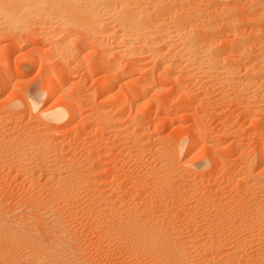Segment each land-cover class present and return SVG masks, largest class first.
<instances>
[{
    "label": "bare ground",
    "instance_id": "6f19581e",
    "mask_svg": "<svg viewBox=\"0 0 264 264\" xmlns=\"http://www.w3.org/2000/svg\"><path fill=\"white\" fill-rule=\"evenodd\" d=\"M192 1H193V5H192L191 0H0V35L7 33L6 35L7 37H9L11 41L10 43L11 46L9 47H11L12 50L18 49L20 45L25 46V44L32 43L33 46H32L31 51H29L28 53L27 52L21 53L20 54L21 57L17 56V60L18 58L22 59L25 57V59L28 58V60L34 64L35 62H38L41 68V72H42V83H41L42 85L41 86H37L41 82L38 80L36 87L31 86L28 90H26V93L23 94L24 96L23 95L16 96V98H14L13 100L11 99L10 102L8 101L9 103L5 105L3 108L1 107L2 109H0V165L1 167L6 168V170L8 168V171L15 170V172H17L18 175H22V179H23V174L24 176H26V178L27 177L30 178L36 172L39 173V175L41 174L40 175L41 177L44 172L49 173L48 175L50 174L51 175L49 177L47 175L48 179L47 178L46 179L52 182L50 184V187L51 188L53 187L52 190L56 191V193H54L53 191H52L53 193L49 191L50 195L48 194L47 197H44V198H48L47 200L41 196L39 197V195L38 197L37 195L36 197L32 196V198L34 197L35 198L34 199L30 198V201H33L32 203H30L31 205L27 206L26 207L27 209L25 208L26 209L25 211H23L24 209L21 210V212L19 209L20 205L18 206L19 204L18 202H17L18 204H15L12 207L13 203L15 202L14 200H13L12 205H10L11 207L10 206L6 207L7 203L5 204L3 203L6 200L3 202L2 201L0 202V244L8 243V246H11L10 248H6V246L4 248V246L2 247L1 245L0 264H92L93 263V262L91 263L90 257H88L89 255L86 256L84 253L85 244L83 245V242L81 243L79 240H76L77 238L74 235L75 231L72 232L73 229L71 230L70 227H67L63 224L61 217H60L61 214L58 208L60 207L59 203L67 204L68 201H70L71 199L70 197L74 198V201H77L79 197L81 196V192L84 190V188H86L85 187L86 184H92V186L95 185L96 187L95 186L94 187L98 190L97 193L102 190H99L101 187L98 185L100 184L97 183V180L92 179L93 175L89 173V171L92 169V168L90 169L89 167L91 166L90 164H92L91 163L92 160L90 158L92 155L89 153L91 155L88 158L91 160V161L89 160L90 164L84 163L85 162L84 161L83 162L84 164L82 163V165L80 166L81 163L80 162H79L80 164L77 163V165L81 167L80 168L79 166H77L80 168L78 172L79 168L77 169V171L75 170L77 167L73 166L75 169L71 168L72 166V165L70 166L71 162L66 157L68 153H70L67 151L69 147L67 149V147L65 146H67L66 145L67 143L69 145V142L71 144L70 137L72 136V132L74 130L76 132H75V136L74 135L72 136V140L74 139V141H78L80 138L79 136L83 133V131L86 128H89V127H90L89 129L94 128L95 131L93 132L98 133L97 135L99 136L103 135L104 137H106V135H108L107 133L111 134L112 136L116 137V139L112 137L114 140H117L118 138L120 139L121 136H122L121 137L122 139L124 135L127 137L129 133L127 134V132H125L124 130L125 125L122 126L124 121L126 122V119L124 117H126L127 115L124 117H121L120 114L126 113V112H123V108L125 107L127 101L129 102L133 101L132 102L133 107L134 105L137 108L141 107L143 110H140V109L136 110L137 108L135 110L137 112L140 110L142 111V113L144 110H146V108L148 109L147 106L149 104L151 103L154 104L155 102H152L150 100L148 103L144 101L143 103L141 101L142 99L145 100V98L149 96L148 94L151 93L153 89L159 86L156 84L157 87H155L156 86L155 83H157L156 78H158L157 80L161 84H165L170 81L172 83L170 87L172 88L173 86L172 90H174L173 94L177 96H178L177 93L185 87V84H187L188 87H189L188 84H191V86L195 85L194 88L191 89L193 90L196 88V85H199V83L200 84L202 83V85H200L202 86L201 88H203L202 91H205L203 93L206 94L205 95L206 99L208 96L207 100L213 101L211 102V104H215L214 101L219 102L217 100H219L222 97V95L224 94L225 96L229 95L228 96L229 100L233 98L235 99V101L233 100V102H236V99H240V100L245 101L246 104L248 103L247 105L244 103L245 106H247L248 108L242 105L243 103L241 105L244 106V108H246L247 110H255V112L259 115L258 118L260 117L261 119L264 120V40L260 39L262 41H260V44H258V47H256L257 45L255 44L257 42L256 40V42H253L255 45L253 47L252 46L253 44L251 45V43L255 39V37L258 35L262 37L260 33L259 34L256 33L257 31L255 30L257 29L255 30L251 29V32L249 31L247 32L248 34H245V31H246L245 29L244 31L243 29H241L242 32L244 33L240 32L241 30H239L240 26H242L243 22L245 21L247 22L251 21V23L258 22L259 25L261 24L264 25V0H206L205 2H201V0L200 1L197 0L201 3L198 2L199 4L197 3L196 5H195L196 2L194 3V0ZM251 26L254 27L256 26V24L254 25L251 24ZM262 38H264V36ZM253 48H258V50L253 52V50H255ZM12 50H10V54ZM13 52L15 51L13 50L12 53ZM40 53H42L43 55ZM0 57L2 58V59L0 58L2 63L3 64L5 63V66L6 64L7 65L11 64L8 56L6 57L3 55V57L2 56ZM17 60L15 61L16 64L14 63L15 65H12L14 66V70L10 69L9 71L11 72L13 70L12 71L13 72L12 75L14 76L13 78H15L16 76L22 77L26 73V71L22 69L20 65H17L18 64ZM125 61H129V62H125ZM125 66H129L130 70L129 69L126 70L127 67L125 68ZM153 66L154 67L156 66V68L153 70L150 69L152 72L151 71L148 72L149 68H152ZM10 67L11 65H9V68ZM9 68L7 70H9ZM243 69L245 70V72L246 71L248 72L247 75L243 76V74L245 73ZM81 70L83 73L80 72L79 77L77 79L74 78L78 76V73ZM133 71H136V73L137 72L139 73L142 71L141 73L147 72L148 74L147 78L139 86L137 85L138 84L137 81L135 82L134 78L129 79L130 76L128 78L125 77L127 75L132 74ZM99 74L100 76L95 78V76ZM5 75L6 74H4L3 76H0L1 77L0 78V88L3 85H5V87L4 86L3 87L6 88L5 83H7L8 76L6 77ZM124 77L127 78V80L125 83L122 82V85L120 84V86H125V89L122 87V89H124L122 91V89L116 83H120V80H122ZM17 79L20 81L21 78H17ZM78 79L79 80L81 79L84 82L92 79L93 82H95V85L101 82L100 84L103 85V87L104 86L107 87V89H108V85L110 84H113L114 87H115V84L118 85V88H120L122 93H124L125 95L121 94L120 92L119 95H121L120 96L121 98L123 96L122 99L117 97L119 96L118 94L117 95L115 94L116 97H114L115 95L114 96L112 95L114 98L119 99V100L115 99V101H113V103L114 102L116 103L114 104V107H113L115 109L114 111L116 112H113V110L111 111V109L108 108V105L107 107L106 106L104 107L98 103L95 104L96 102H94L95 105L93 104V107L91 106L88 107V105L86 107V103L83 101L85 99H88L89 97H92L93 95L94 97L98 96L96 95V93L98 94V92L82 90V87H81L82 84H80V82L82 81L80 80L79 82ZM199 80L201 81L199 82ZM9 83L10 82L7 83V87H9L8 85ZM15 85H16V82L14 86ZM86 86H90V84ZM162 86L163 85H160V87ZM103 87L102 89L104 90L105 88ZM109 87L111 88V86ZM166 87L163 86V88L171 91L169 89L170 87L169 88L168 87L166 88ZM110 88H109V91L112 89ZM163 88L160 89L162 90V92L165 90ZM12 89L14 90V88ZM83 89H84V86H83ZM197 89L199 90L200 88L197 87ZM103 90L102 92H104ZM184 90H187V88ZM198 90H196V92ZM102 92L99 94L102 95ZM186 92L188 91L181 92L182 93L180 94L181 98L184 96L183 94H186ZM157 93H161V92H157ZM157 93L156 95H159ZM173 94H171V96ZM154 95H155V92H154ZM19 96H21V98ZM44 96L45 97L47 96V98H55L54 99L55 102L54 103L52 102L51 105L47 107H43V106L41 107V103L43 102ZM177 96L173 97V101L178 99ZM189 96L188 95L187 97L184 96V98L188 100ZM111 97L110 99H113V97L112 98ZM150 99L154 100L152 99V97ZM181 100L182 99H180V101ZM191 100L192 98H190V100H188L187 102L190 103L192 102ZM240 100H237L238 103H240L239 102ZM165 101L163 99L164 103ZM193 101H196V100H193ZM130 103H128V105ZM161 104L162 103H160V106H162ZM222 104H225V103H222ZM144 105L146 108H143ZM164 105L162 108H164ZM175 105L177 107L178 104H175ZM208 106L209 105H207V107ZM127 108L128 106L126 107V110ZM175 108H173L174 113L177 112V110L175 112ZM216 108L217 107H215V109ZM151 109L147 111H151ZM166 109L167 108L165 107L163 110L166 111L165 114L166 116H168L169 114L167 115V113L169 112L171 108L170 109L168 108L169 110L168 109L166 110ZM207 110L208 109H206V111ZM209 110H211L212 112L211 108ZM34 111L38 112V118H39V120L37 121L39 123V126L37 125L38 128L32 129V131L31 129H28L29 131L27 129L26 130L20 129L21 130L20 131V130H15L17 126L15 129L13 128L14 125L12 127L11 124L14 122V119L17 118L18 120V117L19 118L20 116L23 117L24 115L28 113H29V119H30L31 117L30 114L34 115ZM93 111H94V114H95V111H96V114H98L97 116L95 114L94 115L95 117L99 116L100 118H102V121H100L101 122L100 124L96 123L98 119L96 118H95L96 120L94 119L92 115ZM147 111H144L143 114L145 115V112ZM217 111L218 110L216 109L215 113H217ZM81 112L86 113L85 115L82 114V116L84 117L80 116ZM172 112L173 110L169 113L174 114ZM187 112L188 111H186L185 115L183 114V116H186L188 118L191 116V112L190 111H189L190 113L189 112L187 113ZM148 113H146L147 115L146 117L149 118L152 114H150L151 112H148ZM144 115H143L142 120L144 119ZM211 115L210 116L208 115V116L211 117ZM78 116L80 117V122H79L80 126H77L79 129L77 127L75 129L73 127L74 130H72L71 128L64 129L69 123L72 124ZM154 116L152 118H154ZM137 117H134V116L132 118L129 117L128 124L130 123L139 124L137 122H139L140 119ZM167 118L169 121V116ZM171 120L173 121V118H171ZM171 120L170 122H172ZM156 122H160V121H156ZM160 123H162V121ZM132 124L130 125L132 126ZM203 124L202 123L200 125L195 124L196 126L192 124L189 129H191L193 132L194 130L196 131L200 127L201 129H203L204 128ZM255 124H258V123L256 122ZM17 125H19V123ZM136 127L138 128L137 125ZM30 128H32V126ZM89 129H86L85 131ZM209 129L207 128L208 131ZM132 130L133 131H130V132L131 133L133 132L134 134L136 133L135 136H137L138 135L137 131L139 129L136 130L135 128ZM205 130L206 129H204V132L206 133L207 130L206 131ZM141 131L143 132L139 133V137L137 136L138 137L137 141L131 142L129 139L127 140L125 136L124 137L126 139H123V142L122 140H118L119 142L121 141L123 143L122 146H126V148H128V152L126 153L129 156L127 155L128 156L126 157L127 159H129L130 157L132 158L133 156L139 157V154L143 153L142 151H144V148L145 147L147 148L149 146L150 141L152 142L159 141L162 138V137L154 138V136L152 135L153 133L151 134V131L150 133L144 130H141ZM208 131H207V134H208ZM213 131L212 132L210 131V132L213 133ZM62 132L65 135V136L63 135L64 137L70 138V141L68 140L69 138H67L69 142L68 141L66 142L64 137L62 139H60L61 137H59L58 138L59 140L57 139L56 135L59 133L61 134ZM193 132H192L193 136H191L192 134H190L191 137L187 135V137L185 136L183 139L180 138L181 140L178 141V144H176V146L174 145L175 146L174 151L176 154L182 155L184 153V150H185L186 155L191 154L187 158L185 157L186 159L183 160L184 162L182 161L183 164L179 163V165H177L178 163L176 161L172 159L177 164H175L173 161L168 159L169 156L167 155L169 154H171L170 157L173 158L174 156V154H172L173 150L169 154H166L167 149H168L167 147L169 146L165 145L163 141L162 142L160 141L161 145L157 147L152 146V148L155 149V153H156L154 157L155 159L152 158V160L153 159L155 160L154 163L151 162L154 165H151V164L150 165L144 164V165L148 166V167L146 166L147 168L146 176L148 179L152 181L151 184L153 185V188L156 191L154 192V194L159 192L160 183H163L167 187V189H170L169 190L170 192L172 190L171 184H173V188L175 187V185L177 184L179 185V183L177 182L179 181V179H181L182 182L184 181L186 186L183 183V185L185 186V189H182L183 186L182 188H180L181 185L180 187L177 186V188L179 192H180V189H182L183 191L187 192V194L189 193L190 195L186 197L188 199H191L194 194L201 196L203 191L205 190L207 191V188L205 189V187H207L205 185L207 184H203L204 183L203 181L205 180L204 175L210 173L211 171H215L217 169L218 164H219L218 163L219 155L217 154L218 152L213 150V148L217 149L220 146L219 144H218V147L216 146L217 142L219 141L221 142L222 140L221 138H224L225 135H223V137L221 134L220 135L212 134L213 136L209 135L210 138L211 136L215 137L214 140L217 141V142L215 141L214 143L212 142L213 140L210 139L211 141L210 143V141L209 142L206 141L207 137L209 140V136H207V134H203V136L201 135V137H199V136H196V133H193ZM184 133H187V132H184ZM103 136L100 138H103ZM183 136L184 135H182V137ZM179 137H180V134H179ZM98 139L99 138H97L96 140ZM194 139L197 142L195 143L202 145L200 147L203 149H204L205 143L208 142L209 147H210L208 151H200L201 149L200 148L198 152L194 151L193 153L192 148H194L193 146L196 145L193 143L195 141ZM102 141H104V139L103 140L101 139L100 142ZM96 144H99V143H96ZM152 144H154V142ZM118 145H116V147H118ZM96 147L95 148H92V147L90 148V146L89 148L87 147L88 148L87 153L92 152V151L94 152L95 150L97 151L102 148V147L99 148L98 146ZM64 148H66V151L68 152L67 155L64 154V150H65ZM149 148L151 149V147H148V150ZM205 148H208V147H205ZM70 149H71V146H70ZM121 149L123 150V147ZM124 150H125V147H124ZM263 152H264V145L261 148L260 154L261 153L263 154ZM260 154L256 158L257 161L251 160L248 166L245 165L244 167H242L243 169L242 173H240L238 176L236 173L237 183L246 184V186L244 187H247L248 190L253 191L254 192L253 194H255L259 200L253 201V203H251L250 206H248L249 209H246L248 210L246 212L248 214L244 215L243 214L244 212L242 213L244 215V216L241 215L243 216L242 218L244 217L245 218H244L243 223H240L239 226L234 223V220L237 218V217L234 218V216L239 213V212H235L237 209L235 210V208L232 207L235 211H232L230 213H228L227 211L224 216L225 223H226L225 220L228 221L229 225L232 223L230 226L228 227L226 226L230 232L234 231L232 229L233 227H238V229L235 228L237 232L242 231L243 237L241 238L240 242L236 240L233 244H229V242L227 243V238H228L226 236L227 234L225 235L224 233H220L219 231H216L214 240L212 242H207L206 241L207 238L205 240L203 237L205 230L202 233V235L196 234L194 236H191V234L193 233V230L196 227L193 230L190 227L192 232L189 235H186L188 232L184 234V231H183L182 233L185 236L182 238H179V236L177 235L173 236L174 233L168 234V231L165 232L164 228H161L162 225L157 227L158 226V223H157V226H156L155 224L156 220L158 222V219H160L161 216H163V212H162V215L156 217L157 219H154L152 217L154 214L151 216V213H150L151 210H150V212L147 211L150 213V215L147 213L149 216L146 215L147 216L146 217L144 215L145 218L144 217L142 218V216L139 215L141 216L142 219L141 218L139 219V216H138L137 218H134V217L133 219L130 218L131 220H127L125 222V219H123L124 221L121 220L123 217H125V215L124 216L121 215L122 213L120 214V216H122L121 219L115 216L117 213H119L118 211H116L119 208L115 209L117 213L113 215V217L119 218L118 219L119 223L117 224V226H116L115 221H112L114 222L115 227L113 225H108L109 223L111 224V221L108 222V224L105 223L108 225V227L106 225L107 228L106 229L104 228L105 230H103L105 231V234L107 235L106 237H108V235L109 237L114 235L121 239L124 238L127 241L126 244L123 242L124 246H128L129 245L128 241L130 242V240H133L130 242L131 244L129 248L127 247V249L126 248L125 249L127 251H130L132 254H137L139 250H142L141 255L143 254L144 255L143 257L148 259L146 260L148 263L146 262L145 264H163V262L164 263L169 262L172 264H264V248L262 247L264 246V173H262V171L256 172L254 168L252 167L253 165L255 166L254 161L257 163L258 166L262 163V161L260 162V158L261 159L263 158L262 156H260ZM241 155L242 154H240V158L243 157V155L242 157ZM74 156L72 157V159L71 158L69 159H71V161L76 159L77 157H74ZM174 157L175 159H177L176 156ZM179 158L180 157H178L177 160H180ZM92 159L96 161L95 159H99V158L97 156V158H92ZM124 160L126 159L124 158ZM78 161L79 159H77V162ZM94 161H93V164H94ZM74 162L76 161H73L72 164H74ZM97 162L99 161L97 160ZM96 164L98 165V163ZM103 164L105 163L103 162ZM100 168L98 167V169ZM108 168H110V166ZM98 169H97V172H98ZM8 171H6V174L8 173ZM39 171H42V172L44 171V172L40 173ZM218 171L220 172V170ZM100 172L101 171H99V173ZM104 172L106 173V171ZM137 173L138 175H140L139 172ZM108 174H110V172L107 173V175ZM138 175L136 174L135 176L136 180L134 178L136 183L143 182L144 180L146 181V179L144 178L145 174L143 176L140 175L144 180L139 178ZM198 175H200V178L196 177ZM214 176L219 177L220 175L214 174ZM115 178H117V176ZM210 178L212 177L210 176ZM215 178L217 179V177ZM47 180H46V183L48 184ZM206 180L209 181L208 179ZM173 181H175L174 183L177 182V184H174ZM31 183H29L30 186H31ZM46 183L45 185L48 186L49 188V185H47ZM133 184L135 185L134 181H133ZM92 186L90 187V190L94 189ZM97 186L99 188H97ZM141 186L142 185H140V187ZM142 188H146V187L143 186ZM220 188H219V191L217 188L218 192L221 191ZM139 190H136V191L140 192ZM154 190L153 189L152 191L150 190L151 194ZM174 191H176L175 188H174ZM206 191H205V195L207 193ZM191 194H192V197L189 198ZM216 194H219V193L216 192ZM253 194H252V198L254 196ZM208 195L210 196L209 192H208ZM73 196L78 197V199L75 200V197ZM98 196L100 199V195ZM173 196L174 194H172V197ZM218 196L220 197V195H217V197ZM205 197L208 198L207 196ZM152 198H154V196ZM169 198L167 199L171 200V202L174 199V198L171 199V194ZM157 199L158 197L155 198V200ZM167 199L165 200V202L167 201ZM102 200L104 202V198ZM102 200L101 202L99 201L101 204H103ZM215 201H217L216 196L214 199H211V201H209L207 204H204V208L205 207H209L211 209L215 208L216 207ZM198 202L196 201V203ZM201 202L203 203L202 200ZM201 202L198 203L200 205L199 206L200 208L203 207ZM235 202L238 203V200ZM108 203H109V207H111L110 202ZM169 203H167L168 205H171V207H168L169 209L170 208L175 209V207L177 206L176 205L175 207H173L172 204H169ZM230 203L232 202L230 201ZM160 204L159 206L161 205L163 206L164 203L161 205ZM105 205L102 207H105ZM197 205L193 204L191 208ZM107 206L108 204L106 205V208ZM109 207H108V210H109ZM118 207L121 208V204ZM165 207L164 209L167 210ZM149 208L150 207L148 205L147 210ZM154 208H152V211ZM156 209L157 207L155 208V210ZM158 209L157 211H159ZM66 210H68L67 212H69L70 210H72V207ZM66 210L64 211L66 212ZM124 210L122 207V211ZM127 210L129 212L131 211L128 208ZM188 210H185V212L191 211V210L189 211ZM193 210L195 211V209ZM140 211H136V212L138 213ZM106 212L108 213L109 211H105V214H107ZM200 212L202 213V211ZM123 213H125L126 216H128L126 213V210ZM158 214H160V212ZM191 214H194L193 211L192 213L189 214V217H191L190 216ZM197 214H200V213H197ZM164 215L168 216L167 214H164ZM100 216L101 215H99L98 217ZM103 216L101 217L104 218ZM132 216H134V214H132ZM199 216L200 215H197V217ZM109 217L111 218L112 216H109ZM173 217L175 216L173 215ZM95 219L97 218H94L93 220L95 221ZM113 219H109V220H113ZM196 220L195 222H198ZM201 220H204V218L203 219L201 218ZM167 221L169 220L167 219ZM204 221H202L203 223L200 222L198 224H201V223L206 224L207 222H204ZM96 222H98V225L99 223H103L99 219H97ZM164 223L165 221L163 222V224ZM175 224H173L172 227L176 228ZM177 225L179 226L180 224L177 223ZM200 226H203V225H200ZM254 226H258V228L256 227L255 230H253ZM96 227L97 226H95L94 229ZM204 227L205 225L203 226V229ZM221 227L223 226H222V221L220 220H217L214 223H210L209 225H206V228H213V230L215 229L218 230ZM199 228L200 227H198V229ZM99 229H102L101 226ZM198 229H195V230H198ZM195 230H194V234L195 232L198 233L200 231V229L198 230V232ZM170 234H172V236ZM183 234L181 235L183 236ZM205 235H206V232H205ZM114 236L112 237L114 238ZM226 244H228L227 247H226ZM85 249H86V246H85ZM196 256H200L201 258L200 259L198 258L199 259L198 260ZM136 264L138 263L136 262Z\"/></svg>",
    "mask_w": 264,
    "mask_h": 264
},
{
    "label": "rangeland",
    "instance_id": "374dc122",
    "mask_svg": "<svg viewBox=\"0 0 264 264\" xmlns=\"http://www.w3.org/2000/svg\"><path fill=\"white\" fill-rule=\"evenodd\" d=\"M200 1V0H199ZM199 1H197V0H194V3H195V5L199 2ZM206 0H201V2H205ZM191 2H192V5H193V1L191 0ZM201 2H199V3H201ZM198 3V4H199ZM245 23V24H244ZM251 24H256V26H251ZM242 25V24H241ZM245 25V26H244ZM248 25V26H247ZM250 27V28H249ZM252 27V28H251ZM248 28V29H247ZM241 29H243V31H244V29L246 30L245 31V34H248L247 32L249 31V32H251V29L252 30H255V29H257V30H255V31H257L256 33H260L261 34V36L263 37L264 36V25H259V23L257 22H253V23H251V21H249V22H247V21H245V22H243V25L242 26H240V29L239 30H241ZM240 32H242V30L240 31ZM231 33V32H230ZM242 33H244V32H242ZM7 33H5V34H2V35H0V56H2L3 57V55L4 56H8L9 57V59H10V62H11V64H9V65H11V67L9 68V65H7L6 64V66H5V63L3 64L2 63V61H1V59H0V63H1V65H0V71L2 72H0V76H3L4 74H6L5 76L7 77L8 76V79H7V83L8 82H10L8 85H9V87H7V83H5L6 84V88H4L5 87V85H3L1 88H0V109H2L5 105H7L10 101H11V99L13 100L14 98H16V96H18V95H23V94H25L26 93V90H28L31 86L33 87H36V85H37V81L39 80V81H41L40 82V84L39 85H37V86H41L42 84V72H41V68H40V65L38 64V62H35V64H37V65H35L34 63H32L31 61H29L28 60V58L27 59H25V57L24 58H18V60H17V56L18 57H21L20 56V54L21 53H28L29 51H31V49H32V46H33V44L32 43H30V44H25V46H22V45H20L19 47L20 48H22V49H20L19 47H18V49H13L15 52H13L12 53V48L11 47H9V46H11V41H10V39H9V37H7V35H6ZM233 34V33H232ZM257 34V35H258ZM234 35V34H233ZM233 35H231V36H233ZM2 37V38H1ZM7 39H6V38ZM262 37H260L259 35L258 36H256L255 37V39L252 41V43H251V45L254 47L255 45H254V43L253 42H256V40H257V42L255 43L257 46L256 47H258V44H260V41H262V40H264V38H262ZM5 38V39H4ZM260 39H262V40H260ZM8 42V43H7ZM2 46V47H1ZM4 47V48H3ZM1 49H3V50H1ZM253 49H255V50H253V52H255V51H257L258 50V48H253ZM10 50H12L11 51V54H13V55H11L10 54ZM2 51V52H1ZM9 53V54H8ZM43 53V52H42ZM42 53H40V54H42ZM2 54V55H1ZM40 54H38V55H40ZM10 55V56H9ZM43 55V54H42ZM10 57H12V58H10ZM11 59H12V61H14V62H12L11 61ZM15 59V60H14ZM21 61H20V60ZM17 60V62H18V64L17 65H20L21 67H22V69H24L25 71H26V73L22 76V77H15V78H13L14 76L12 75V71L14 70V66H12V65H15L16 63H15V61ZM28 60V61H27ZM38 60H39V58H38ZM21 62V63H20ZM31 62V63H30ZM125 62H129V61H125ZM13 63V64H12ZM15 63V64H14ZM8 66V67H7ZM127 67V68H126ZM154 67V66H153ZM149 68V71L148 72H150L151 70L150 69H155L156 68V66L154 67V68ZM9 68V70H7ZM39 68H40V70H39ZM125 68H126V70L127 69H129V66H125ZM10 69H13L11 72H9L10 71ZM28 70V71H27ZM130 70V69H129ZM244 70V69H243ZM242 70V71H243ZM30 71V72H29ZM4 72V73H3ZM29 72V73H28ZM80 72H82V70L81 71H79V73H78V76H76V77H74V78H78L79 77V74H80ZM134 72V73H133ZM132 72V74H130V75H127V76H125V77H129V79L130 78H134L135 79V82L137 81V85L139 86L141 83H143V81L147 78V76H148V74H147V72H143V73H141V72H137L136 73V71H133ZM152 72V71H151ZM244 72H245V70H244ZM243 72V73H244ZM83 73V72H82ZM81 73V74H82ZM102 73H104V72H102ZM136 73V74H135ZM3 74V75H2ZM241 74H242V72H241ZM248 74V72L246 71L244 74H243V76L244 75H247ZM9 75H10V77H9ZM132 75V76H131ZM11 76H12V78H11ZM40 76V77H39ZM98 76H100V74L99 75H97V76H95V78H97ZM123 78L122 80H120V83H116V84H118L119 85V87L122 89V87L125 89V86H120V84L122 85V82L123 83H125L126 82V80H127V78ZM1 78V77H0ZM17 78H21L20 79V81L17 79ZM38 78V79H37ZM81 78V77H80ZM10 79V80H9ZM82 79V78H81ZM80 79V80H81ZM158 78H156V82L157 83H155V85L157 84V85H159L158 87H157V85L155 86V87H157V88H155V89H153L152 90V92L151 93H149L148 95L149 96H147L146 98H148V99H146L145 98V100L144 99H142V101L141 102H149V100L150 101H152V102H155L154 104L153 103H151V104H153V105H151V104H149V105H151V106H147V104H146V106L148 107V109L145 107V105H144V107L143 108H146V110H144V111H147V110H150L151 109V107H152V109H151V111H147V112H145V115L143 114L144 113V111H143V113H142V111H140V110H143L141 107L140 108H137L135 105H134V103H133V105H134V107L132 106V102L133 101H127V103H126V105H125V110H124V108H123V112H126V113H122V114H120V116L121 117H124V116H126V117H124L125 119H126V122L124 121V123L122 124V126H124L125 125V132H127V140L129 139L131 142L132 141H137L138 140V137H139V133L140 132H143V131H141V130H144V131H146V132H149L150 133V131H151V134L154 136V138H160V137H162L159 141H153L154 142V144H152L153 142L152 141H150V143H149V146L148 147H151V149L149 148V150H148V147L146 148H144V151H142L143 153H141V154H139V157L138 156H136V157H130L129 159H127L126 157H128L129 155L126 153V152H128V148H126V146H122L123 145V139H126L124 136H123V138L121 139V137H120V139L118 138L117 140H114V139H116V137H114V136H112L111 134H109V133H107L108 135H106V137H104L103 135V138H100V137H102V136H99V135H97L98 133H96V132H93V131H95L94 130V128H92V129H89V128H86V129H89V130H87V131H83V133L81 134V135H83V136H79L80 138H79V140L78 141H74V139L72 140V136L74 135L75 136V128L77 127V126H80L79 125V122H80V117L78 116L75 120H74V122L71 124V123H69L64 129H72V130H74L73 132H72V136L70 137L71 138V144H70V138L69 137H67V138H69L68 140H67V138L66 137H64L65 135H64V133L62 132L61 134L59 133V134H57L56 135V137H57V139L59 138V137H61L60 139H62L63 137L65 138V141L67 142H69V145H68V143L66 144L67 146H65V147H67V149H68V147H69V149L67 150L68 152H70V153H68L67 151H66V148H64L65 150H64V154L65 155H67V153H68V155L66 156L67 157V159L68 160H70V166H71V168H74V167H77V166H79V165H77V163L78 164H80V166L82 165V163L84 162V163H87V164H90V161L92 160V164H90L91 166H89L90 167V169L92 170H90L89 171V173L91 174V175H93V177H92V179H94V180H97V183H99L100 185H98V186H100L101 188H103V189H99V190H102V191H99L98 193H97V189L94 187V186H92V184H86V188H84V190L81 192V196L79 197V199H78V197H76V196H73V197H75V200H77V201H74V198H72V197H70L71 199H70V201H68V203L66 204H63V203H59V205H60V207L58 208L59 209V212H60V217H61V220H62V222H63V224L65 225V226H67V227H70L71 228V230L73 229V231L72 232H74L75 234V237L77 238L76 240H79L81 243L83 242V245L85 244V246H86V249H85V246H84V253H85V255L86 256H88V257H90V260H91V263L92 264H136V262L139 264H145L147 261L146 260H148V259H146L145 257H143L144 255L142 254L141 255V252H142V250H139L138 252H137V254H132L130 251H127L126 249H127V247L129 248V246H130V242L131 241H133V240H130V242L128 241V243H129V245L128 246H124V243L126 244L127 243V241L123 238V239H121V238H118V237H116V236H114V235H112V236H114V238L112 237V236H110L109 237V235H108V237H106L107 235L105 234V231H103V230H105L107 227H108V225H115L114 224V222H112V221H115V223H116V226H117V224L119 223L118 222V219L120 218H122V216H124L125 215V217H123L121 220H123V219H125V222L127 221V220H131V219H133V217L134 218H137L139 215H141L142 216V218L144 217L145 218V216L146 215H150V213H151V216L154 218V219H157L156 217H158V216H160V215H162V212H163V216H161V218L160 219H158V222H157V220H156V226H157V223H158V226L157 227H159V226H161V228H164V230H165V232H167L168 231V234L169 233H174L173 234V236H179V238H182V237H184L185 235V233H187L186 235H189V234H191V232H192V230L195 228V229H198V227H200L199 229H200V233L198 232V230H195V231H197L198 233H196L195 232V234H194V230H193V233L191 234V236H194V235H196V234H201L202 235V233L204 232V230H205V232H206V235H205V232H204V234H203V237H204V239L206 240V238H207V242H212L213 240H214V236H215V233H216V231H219L220 233H224L228 238H227V243L229 242V244H233L236 240L238 241V242H240V240H241V238L243 237V233H242V231L241 232H237V230H235V228H237L238 229V227H233L232 229L234 230L233 232H230L229 230H228V226H230L229 224H228V221L227 220H225L226 221V223L224 222V216H225V214H226V212L228 211V213H230V212H232V211H235L236 209V211L235 212H239L238 214H236L235 216H234V218H236L235 220H234V223L236 224V225H240V223H243V221H244V218H242L244 215H246V214H248V213H246L248 210H246V209H249V207L248 206H250V204L251 203H253V201H258L259 199H258V197L255 195V194H253L254 192L253 191H251V190H248V188L247 187H244V186H246V184H244V183H237V178H236V173H237V176L240 174V173H242L243 172V169H242V167H244L245 165L246 166H248L249 165V163H250V161L251 160H255V161H257V157H258V155L260 154V152H261V148H262V146L264 145V120L263 119H261L260 117V119L258 118V114L255 112V110H247L246 108H248L247 106H245V104H246V102L245 101H243V100H240V99H236V102L238 103V101L237 100H240L239 102L240 103H236V102H233V100L235 101V99L233 98V99H228V96L226 95L225 96V94L224 95H222V97L219 99V100H217V101H219V102H216V101H214V103L215 104H211V102H213V101H211V100H207L208 99V96H207V99H206V94L205 93H203V92H205V91H202L203 90V88H201L202 86H200V85H202V83L200 84L199 82L201 81V80H199V85H196V88L195 89H193V90H191L192 88H194V86L195 85H193V86H191V84H188L189 85V87L187 86V84H185V87L182 89L184 92L185 91H188V92H186V94H183L185 97H187V95L189 96V94H190V96H189V98H188V100H190V98H192V102H190V103H188L187 101V99L186 98H184V96L181 98V95L180 94H182L181 92H183L182 90H180L177 94H178V96L180 97H178L177 95H174L173 94V92H174V90H172L173 89V86H172V88L170 87L171 85H172V83L169 81V82H167V83H165V84H161V83H159V81L157 80ZM18 80V81H17ZM23 80V81H22ZM80 80L78 79V81L80 82ZM125 80V81H124ZM82 82H80V84H82L81 85V87H82V90H89V91H97L98 92V94L96 93V95H98V96H96V97H94V95L92 96V97H89L88 99H85L83 102H85L86 103V107H87V105H88V107H93V104H94V102H96L95 104H100V105H102V106H106L107 107V105H108V108L109 109H111V111L113 110V112H116V111H114L115 109L113 108L114 107V104H116L115 102L113 103V101H115V99L116 98H114V97H116V95L118 94H120V92H121V94H123V95H125L124 93H122V91L124 90V89H122V91H121V89L120 88H118V85H116L115 84V87H114V85L113 84H110V85H108V89H107V87H103V85H101L100 83L101 82H99V83H97L96 85H95V82H93V80L92 79H90V80H87V81H83V80H81ZM102 81V80H101ZM15 82H16V85L14 86V84H15ZM19 82V83H18ZM85 84H84V83ZM86 82H87V84H86ZM92 82V83H91ZM14 83V84H13ZM39 83V82H38ZM94 83V84H93ZM159 83V84H158ZM30 84V85H29ZM34 84V85H33ZM84 84V85H83ZM90 84V86H86V85H89ZM92 84V85H91ZM170 84V85H169ZM95 85V86H94ZM113 85V86H112ZM160 85H163L164 87H170L169 89L171 90V91H169L168 89H165V88H163V86L162 87H160ZM18 86V87H17ZM20 86V87H19ZM26 88H25V87ZM83 86H84V89H83ZM103 88H105L104 90L102 89V87ZM109 86H111V88L109 87ZM97 87V88H96ZM166 87V88H167ZM197 87H199L200 89L198 90L197 89ZM10 88V89H9ZM12 88H14V90L12 89ZM109 88L111 89L110 91H109ZM161 88H163V89H165L163 92H162V90H160ZM187 88V90H184V89H186ZM4 89V90H3ZM7 89V90H6ZM25 89V90H24ZM96 89V90H95ZM107 89V90H106ZM102 90L104 91V92H102ZM154 90H156V91H154ZM196 90H198L197 92H196ZM115 91H116V93H115ZM119 91V92H118ZM169 91V92H168ZM189 91H190V93H189ZM19 92V93H18ZM23 92V93H22ZM84 92V91H83ZM102 92V95L101 94H99V93H101ZM118 92V93H117ZM125 92V91H124ZM154 92H155V95H154ZM157 92H161V93H157ZM165 92V93H164ZM15 95H13V94ZM22 93V94H21ZM156 93L157 94H159V95H156ZM170 93V94H169ZM116 94V95H115ZM161 94V95H160ZM163 94V95H162ZM171 94H173L172 96H171ZM196 94V95H195ZM204 94V95H203ZM113 95H115L114 97H113V99H110V97ZM21 96H19L20 98H21ZM24 96V95H23ZM109 96V97H108ZM121 95H119V96H117V97H119V98H121L120 97ZM166 96V97H165ZM175 96H177V98L179 99H177V100H175V101H173V97H175ZM205 96V97H204ZM18 97V98H19ZM111 97V98H112ZM152 97V99H154V100H151L150 98ZM47 96L45 97L44 96V99H43V102L41 103V107L43 106V107H47V106H49V105H51V103L53 102H55L54 101V99L55 98H47ZM94 98V99H93ZM122 98H123V96H122ZM121 98V99H122ZM164 99V101H165V99H166V101H165V103L163 102V99ZM231 98V97H230ZM7 99H9V100H7ZM155 99H156V101H155ZM180 99H182L181 101H180ZM205 99H206V101H205ZM116 100H119L118 98L116 99ZM159 100V101H158ZM187 100V101H186ZM193 100H196V101H193ZM228 100V101H227ZM6 103H5V102ZM9 101V102H8ZM47 103H46V102ZM49 101V102H48ZM112 101V102H111ZM158 101V102H157ZM173 103H172V102ZM177 101V102H176ZM210 101V102H209ZM229 101H231V102H229ZM243 101V102H242ZM120 102V101H119ZM126 102V101H125ZM143 102V103H144ZM157 102V103H156ZM175 102V103H174ZM187 102V103H186ZM200 102V103H199ZM202 102V103H201ZM228 102V103H227ZM46 103V104H45ZM112 105H111V104ZM118 103V102H117ZM128 103H130L129 105H128ZM159 103V104H158ZM160 103H162L161 105L162 106H160ZM209 103V104H208ZM222 103H225V104H222ZM236 103V104H235ZM243 103V104H242ZM245 103V104H244ZM94 104V105H95ZM158 104V105H157ZM166 106H165V105ZM175 104H178L177 105V107H179V108H177L176 107V105ZM191 104V105H190ZM227 104V105H226ZM240 104V105H239ZM244 105L246 108H244V106H242V105ZM248 104V103H247ZM246 104V105H247ZM163 105H164V108L166 107L167 109L169 108H171L170 110H169V112H171L172 110H173V112L172 113H174V109L173 108H175V112H176V110H177V112L176 113H174V114H171V113H169L168 111V113H167V115L169 116V121H168V116H166V111H164L163 109L164 108H162L163 107ZM175 105V106H174ZM207 105H209L208 107H207ZM219 105V106H218ZM225 105V106H224ZM234 105V106H233ZM238 105V106H237ZM110 106H111V108H110ZM128 106V108H127V110H126V107ZM130 106V107H129ZM202 106V107H201ZM213 106H214V108H213ZM221 106H223V107H221ZM2 107V108H1ZM133 107V108H132ZM150 107V108H149ZM191 107V108H190ZM207 107V108H206ZM215 107H217L216 109L218 110L217 111V113H215ZM237 107V108H236ZM241 107V108H240ZM137 108V109H136ZM189 108V109H188ZM205 108V109H204ZM212 109V112H211V110H209V109ZM222 110H221V109ZM247 111H245L244 109ZM138 110V109H140L138 112L136 111V110ZM158 109H160V110H158ZM163 111H162V110ZM166 109V110H167ZM199 109V110H198ZM206 109H208L207 111H206ZM134 110V111H133ZM204 110V111H203ZM221 110V111H220ZM186 111H190L191 112V116L190 117H186V116H183V114L185 115V113H186ZM207 113H206V112ZM244 111H245V113H244ZM140 112V113H139ZM148 112H151L150 114H152L149 118L148 117H146L147 115H146V113H148ZM187 112V113H188ZM189 112V113H190ZM199 112V113H198ZM210 112V113H209ZM214 112V113H213ZM251 112H253V113H251ZM129 113V114H128ZM131 113V114H130ZM209 113V114H208ZM211 113H212V115H213V117H212V115H211ZM219 113V114H218ZM247 113V114H246ZM35 114H37V115H35ZM82 114L83 115H85L86 113H84V112H81V114H80V116H82ZM95 114H96V111H95ZM94 111H93V117H94V119L96 118V119H98L97 121H96V123H101L100 121H102V118H100L99 116V118L98 117H95L94 115ZM133 114V115H132ZM135 114V115H134ZM149 114V113H148ZM204 114V115H203ZM252 114V115H251ZM257 114V115H256ZM98 114H96V116H97ZM123 115V116H122ZM129 115V116H128ZM141 115V116H140ZM143 115H144V119L142 120V118H143ZM155 115V116H154ZM177 115V116H176ZM205 115H206V117H205ZM211 115V117H209V116ZM256 115V116H255ZM30 116L32 117H30V119H32V120H30L29 119V113L28 114H26V115H24L23 117H21L20 116V118L18 117V120H17V118L16 119H14V122H13V120H12V127H13V125H14V129L16 128V126H17V128L15 129V130H28V129H31V131H32V129H35V128H38V126H39V123L37 122L38 120H39V118H38V112L37 111H34V115L32 114H30ZM137 117V118H139L140 120H139V122H137V123H139V124H136V123H130V124H132V126L130 125V124H128L129 123V121H128V118L129 117ZM149 116V115H148ZM154 116V118H155V120H154V118H152ZM252 116V117H251ZM34 117V118H33ZM37 117V118H36ZM82 117H84V116H82ZM166 117V118H165ZM175 117V118H174ZM209 117V118H208ZM257 117V118H256ZM163 118H165V119H163ZM171 118H173V121L171 120ZM37 119V120H36ZM82 119V118H81ZM95 119V120H96ZM149 119V120H148ZM254 119V120H253ZM257 119V120H256ZM30 120V121H29ZM170 120L172 121V122H174V123H172V122H170ZM225 120V121H224ZM253 120V121H252ZM16 121V122H15ZM18 121V122H17ZM20 121V122H19ZM142 121V122H141ZM152 121V122H151ZM156 121H162V123H160V122H156ZM203 121V122H202ZM250 121V122H249ZM252 121V122H251ZM33 122V123H32ZM205 122V123H204ZM222 122H223V124H222ZM225 122V123H224ZM258 123V124H255V123ZM19 123V125H17V124ZM27 123H29V124H27ZM32 123V124H31ZM38 123V124H37ZM128 125H127V124ZM141 123V124H140ZM161 125H160V124ZM206 124V125H204L203 124V129H201V127L200 128H196L197 130L195 131L194 129V132L191 130V129H189L190 128V126L192 125V124H197V125H200V124ZM207 123H209V124H207ZM250 123V124H249ZM34 124H36V125H34ZM78 124V125H77ZM138 126V128L136 127V125ZM145 126H144V125ZM148 126H147V125ZM150 124V125H149ZM253 126H252V125ZM30 125V126H29ZM34 125V126H33ZM38 125V126H37ZM76 125V126H75ZM127 125V126H126ZM130 125V126H129ZM249 125V126H248ZM256 125V126H255ZM263 126V127H261V126ZM32 126V128H30ZM134 126V127H133ZM180 126V127H179ZM196 126V125H195ZM207 126H209V127H207ZM252 126V127H251ZM12 127H10V128H12ZM25 127V128H24ZM28 127V128H27ZM34 127V128H33ZM73 127H74V129H73ZM128 127H130V128H128ZM142 127V128H141ZM176 129H175V128ZM178 127V128H177ZM251 127V128H250ZM78 128V127H77ZM124 128V127H123ZM136 128V130H138L137 131V133H138V137L137 136H135V134L132 132H130V131H133L132 129H135ZM150 128V129H149ZM207 128L209 129V131L207 130ZM79 129V128H78ZM127 129V130H126ZM130 129V130H129ZM204 129H206L207 131H208V134H207V131H206V133L204 132ZM262 129H263V131H262ZM20 130V131H21ZM92 130V131H91ZM155 130V131H154ZM214 130V131H213ZM29 131V130H28ZM90 131V132H89ZM203 131V132H202ZM213 131V133H211V132ZM218 131H219V133H218ZM223 131V132H222ZM87 132V133H86ZM183 132V133H182ZM184 132H187V133H184ZM192 132L193 133H196V136H199V137H201V135L203 136V134H207V136H209V135H215V134H221L222 135V137H223V135H225L224 136V138H221L222 140H221V142L219 141V142H217L216 140H214L215 139V137H212L211 136V138H210V136H209V140H208V137H207V140L206 141H210V139H212L213 141L212 142H214L215 143V141L217 142V147H218V144L220 145L216 150L213 148V150L214 151H216V152H218L217 154L219 155V164H218V167H217V169L215 170V171H211L210 173H208V174H210V175H208V174H205L204 176H205V180L206 179H208L209 181H203L202 183L203 184H207V185H205V186H207V187H205V189L207 188V193H206V195H205V191H203L202 192V194H201V196L199 195H193V197H192V194H191V196L189 197V198H191V199H188V198H186V197H188L190 194L188 193L187 194V192H185V191H183L182 189H185V186H186V184L184 183V181L182 182L181 181V179H179V181L181 182H179V181H177L178 183H179V185L177 184V182L176 183H174L175 181H173V183L174 184H177V185H175V190L176 191H174V188H173V184H171L172 186V190L169 192V190L170 189H167V187L163 184V183H160V190H159V194L158 193H156V194H154V192H156L155 190H154V188H153V185L151 184L152 183V181L150 180V179H148L147 178V176H146V166L147 165H154V164H152V163H154V157H155V155H156V153H155V149H153L152 148V146L153 147H157V146H159V145H161V142L163 141L164 142V144L165 145H167V146H169V147H167L168 149H167V152H166V154H169L170 152H172V150H173V153L172 154H174V156H176L177 157V159H178V157H180L179 159L180 160H177V159H175V157L173 156V158L172 157H170V155L171 154H169V155H167V156H169V160H171V161H176V162H174L175 164H177V165H179V163H181V164H183V160H185L189 155H191V154H188V155H186L185 154V150H184V153L181 155V154H176L175 153V151H174V147L176 146V144H178V141L179 140H181V139H183L185 136L187 137V135H189V137H191V136H193V134H192ZM215 132V133H214ZM222 132V133H221ZM224 132H225V134H224ZM263 132V133H262ZM96 135H95V134ZM181 133H182V135H184L183 137H182V135H181ZM189 133V134H188ZM210 133V134H209ZM95 136H94V135ZM134 134V135H133ZM179 134H180V137H179ZM190 134H192L191 136H190ZM200 134V135H199ZM64 135V136H63ZM89 135V136H88ZM156 135V136H155ZM85 136V137H84ZM87 136V137H86ZM97 136H99V137H97ZM109 136V137H108ZM111 136V137H110ZM205 136V135H204ZM96 137V138H95ZM112 137H114V139L112 138ZM97 138H99L100 139V141H101V139L103 140L104 139V141H102V142H100L99 141V139L98 140H96ZM181 138V139H180ZM78 139V138H77ZM76 139V140H77ZM84 139H86V140H84ZM108 139V140H107ZM112 139V140H111ZM59 140V139H58ZM84 140V141H83ZM111 140V141H110ZM118 140H122V142L120 141H118ZM195 140V139H194ZM193 140V141H194ZM220 140V139H219ZM224 140V141H223ZM238 140H239V142H238ZM98 141V142H97ZM161 141V142H160ZM177 141V142H176ZM73 142V143H72ZM106 142V143H105ZM112 142V143H111ZM116 142H117V144H116ZM160 142V143H159ZM196 142V140L193 142L194 144H196L195 143ZM207 142V143H208ZM231 142V143H230ZM96 143H99V144H96ZM105 143V144H104ZM113 143H115V144H113ZM118 143H119V145H118ZM175 143V144H174ZM207 143H205V146H204V149L203 148H201L200 146H202V145H200V144H196V145H194L193 147L194 148H192V152L194 153V151L196 152H198V150L200 149V151H208V149L210 148L209 147V143H208V145H207ZM210 143H211V141H210ZM239 143V144H238ZM242 143V144H241ZM110 146H108V145ZM151 144V145H150ZM93 145V146H92ZM101 145V146H100ZM107 145V146H106ZM116 145H118V147H116ZM175 145V146H174ZM198 145V146H197ZM235 145H236V147H235ZM240 145V146H239ZM70 146H71V149H70ZM89 146H90V148L92 147V148H95L96 146H98L99 148L100 147H102L103 148V146H104V148L102 149H100V150H95L94 152H93V154H92V152H88L87 153V151H88V148H89ZM105 146H106V148H105ZM238 146V147H237ZM88 147V148H87ZM123 147V150L121 149ZM124 147H125V150H124ZM205 147H208V148H205ZM107 148H108V150H107ZM113 148V149H112ZM116 148V149H115ZM170 148V149H169ZM173 148V149H172ZM96 149H97V147H96ZM111 149V150H110ZM126 149H127V151H126ZM194 149V150H193ZM207 149V150H206ZM70 150H72V151H70ZM73 150H74V152H73ZM147 150V151H146ZM151 150V151H150ZM223 150V151H222ZM243 150V151H242ZM65 151H66V153H65ZM105 153H104V152ZM108 151V152H107ZM199 151V152H200ZM62 152H63V150H62ZM76 152V153H75ZM114 152H116V153H114ZM124 152H125V154H124ZM150 152V153H149ZM73 153V154H72ZM80 153V154H79ZM92 155V156H94V157H92L90 154ZM103 153V154H102ZM109 155V157H108V155ZM112 155H111V154ZM145 153V154H144ZM69 154H71V155H69ZM78 154V155H77ZM88 154V155H87ZM105 154V155H104ZM198 154V153H197ZM240 154H242L243 155V157H242V155H241V157L242 158H240ZM75 155V156H74ZM100 155V156H99ZM102 155V156H101ZM107 155V156H106ZM124 155H126V156H124ZM128 155V156H127ZM181 155V156H180ZM184 155V156H183ZM223 155V156H222ZM69 156V157H68ZM71 156V157H70ZM77 157L76 159H74V160H72L71 161V159H72V157ZM89 156H91L90 158H91V160L90 159H88L89 158ZM96 156V157H95ZM97 156H98V158L99 159H95L96 161H94V159H92V158H97ZM111 156V157H110ZM118 156H119V158L123 161H121L119 158H118ZM141 156V157H140ZM260 156H262V158L263 159H261L260 158V162L262 161V163L258 166L257 165V163L254 161V164H255V166L253 165L252 167L254 168V170L257 172V171H262V173H264V152H263V154L261 153L260 154ZM81 157V158H80ZM85 158V159H83V158ZM105 159H104V158ZM115 159H114V158ZM186 157V158H185ZM69 158H71V159H69ZM87 158V159H86ZM109 158V159H108ZM111 158V159H110ZM123 158V159H122ZM124 158L126 159V160H124ZM152 158H154L153 160H152ZM171 158V159H170ZM77 159H79V161L77 162ZM81 159V160H80ZM102 159V160H101ZM108 159V160H107ZM118 159V160H117ZM173 159V160H172ZM83 160V161H82ZM87 160V161H86ZM90 160V161H89ZM97 160L100 162V164H99V162H97ZM106 160V161H105ZM111 162H110V161ZM244 160V161H243ZM245 160H246V162H245ZM73 161H76V162H74V164H76V165H74V164H72L73 163ZM82 161V162H81ZM89 161V162H88ZM93 161H94V164H93ZM117 161V162H116ZM183 161V162H182ZM239 163H241V164H239ZM242 161V162H241ZM80 162V163H79ZM103 162L105 163V164H103ZM108 162V163H107ZM129 162V163H128ZM150 162V163H149ZM152 162V163H151ZM234 164H233V163ZM248 162V163H247ZM83 163V164H84ZM96 163H98V165L96 164ZM125 163V164H124ZM149 163V164H148ZM243 163H244V165H243ZM86 164V165H87ZM96 164V165H95ZM101 164H103V165H101ZM144 164H147L146 166L144 165ZM101 165V166H100ZM144 165V166H143ZM220 165V166H219ZM241 165V166H240ZM257 165V166H256ZM74 166V167H73ZM79 166V167H80ZM95 166V167H94ZM110 166V168H108ZM239 166V167H238ZM79 167H77L75 170L77 171V169L79 168ZM94 167V168H93ZM98 167L100 168V169H98ZM103 167V168H102ZM148 167V166H147ZM237 167V168H236ZM241 167V168H240ZM4 167H1V165H0V202L2 201H5V202H3L4 204L5 203H7V205H6V207L8 206H10V205H12V203H13V200L16 202H14L13 203V205H12V207L15 205V204H18V206L20 205V212H21V210H23V211H25L27 208V206H29V205H31L30 203H32L33 201H30V198L31 199H34L35 197H36V195H37V197H38V195H39V197L41 196V197H47V195L49 194L50 195V192H54V193H56V191H54V190H52L53 189V187L51 188L50 187V184L52 183L51 181H48L47 179V175L49 174V173H45L44 171V173L42 172V171H39L40 173L42 172L43 174H42V177L39 175V173H35L34 175H36V176H31L30 178H26V176H24V174H23V179H22V175H18L17 174V172H15V170H9L8 171V168H7V170H6V168H4ZM81 168V167H80ZM80 168L78 169V172H79V170H80ZM104 168H105V170H104ZM97 169H98V172H97ZM106 169H108V170H106ZM142 169V170H141ZM145 169V170H144ZM2 170V171H1ZM218 170H220V172L218 171ZM239 170V171H238ZM242 170V171H241ZM6 171H8V173L6 174ZM13 171V172H12ZM94 171V172H93ZM99 171H101L100 173H99ZM102 171H103V173H102ZM104 171H106V173L104 172ZM241 171V172H240ZM92 172V173H91ZM110 172V174H108L107 175V173H109ZM137 172H139L140 173V175H144V178L146 179V181L140 176V175H138V173ZM215 172V173H214ZM239 172V173H238ZM12 173H13V175H12ZM95 173V174H94ZM104 173H105V175H104ZM139 176V178H141L142 180H144L143 182H135V180H136V174ZM141 173H143V174H141ZM223 173V174H222ZM46 174V175H45ZM101 174V175H100ZM212 174V175H211ZM214 174L215 175H220L219 177L218 176H214ZM17 175V176H16ZM51 175V174H50ZM50 175H48V177L50 176ZM95 175H96V177H95ZM131 175V176H130ZM208 175V176H207ZM19 176H20V178H19ZM46 176V177H45ZM117 176V178H115ZM129 176V177H128ZM203 176V175H202ZM201 176V177H202ZM210 176L212 177V178H210ZM224 176H225V178H224ZM39 177H41V178H39ZM197 178H200V175H198V176H196ZM207 177V178H206ZM215 177H217V179H218V181H217V179L215 178ZM17 178V179H16ZM26 178V179H25ZM32 178V179H31ZM47 178V179H46ZM98 178V179H97ZM130 178V179H129ZM134 178H135V180H134ZM221 178H222V180H221ZM16 179V180H15ZM29 179V180H28ZM33 179H35V180H33ZM131 179H133V180H131ZM46 180L48 181V184L46 183ZM128 180V181H127ZM141 180V181H142ZM150 180V181H149ZM217 182H216V181ZM225 180V181H224ZM24 181V182H23ZM33 183V185H35V186H33L32 185V183ZM99 181V182H98ZM100 181H101V183H100ZM133 181H134V183H135V185H136V187H135V185L133 184ZM148 181V182H147ZM211 181V182H210ZM214 181V182H213ZM36 184H35V183ZM50 182V183H49ZM206 182V183H205ZM209 182V183H208ZM219 182V183H218ZM29 183H31V186L33 187V189H32V187L30 186V184ZM45 183L47 184V185H49V188H48V186H46L45 185ZM140 183H142V184H140ZM144 183V184H143ZM151 185H150V184ZM183 183H184V185H183ZM217 183V184H216ZM149 184V185H148ZM239 184V185H238ZM241 184V185H240ZM244 184V185H243ZM140 185H142L141 187H140ZM180 185H181V187H180ZM93 187L94 189H92V190H90V187ZM97 186V188H99ZM135 188H137V186H138V188L140 189H135ZM146 187V188H142V187ZM149 186V187H148ZM177 186L178 187H180V188H182V186H183V188L182 189H180V192H179V190H178V188H177ZM235 186V187H234ZM48 188V190H47V188ZM152 187V188H151ZM221 187V188H220ZM35 188V189H34ZM130 188V189H129ZM149 188H150V190L152 191V189L154 190L153 192H152V194H151V192H150V190H149ZM217 188H218V191H219V188H220V192H218L217 191ZM96 189V190H95ZM37 190V191H36ZM131 190H133V191H131ZM136 190H139L140 192H137ZM143 190H144V192H143ZM148 190H149V192H148ZM178 190V191H177ZM50 191V192H49ZM131 191V192H130ZM146 191V192H145ZM182 191V192H181ZM211 191H212V193H211ZM37 194H36V193ZM52 192V193H53ZM135 192V193H134ZM177 192H179V193H177ZM184 192V193H183ZM208 192L210 193V196L208 195ZM215 192V193H214ZM216 192L217 193H219V194H216ZM31 193V194H30ZM35 193V194H34ZM93 195H92V194ZM100 193V194H99ZM134 193V194H133ZM137 193V194H136ZM139 193H140V195H139ZM142 193V194H141ZM149 193V194H148ZM221 193V194H220ZM254 195L253 196V198H252V194ZM41 194V195H40ZM170 194H171V199H173V201L171 202V200H169L170 198ZM172 194H174V196L172 197ZM44 195V196H43ZM98 195H100V199H99V196ZM102 195V196H101ZM152 195V196H151ZM184 195V196H183ZM185 195H187V196H185ZM212 195H214V196H212ZM217 195H220V200H219V198L217 197ZM31 196V197H30ZM32 196H35L34 198H32ZM72 196V195H71ZM154 196V198H152ZM156 196V197H155ZM178 196H180V197H178ZM196 196V197H195ZM204 196V197H203ZM205 196H209L208 198H206ZM212 196V197H211ZM215 196H216V199H217V201H215V204H216V207L215 208H209V207H205L204 208V204H207L209 201H211V199H214L215 198ZM256 196V197H255ZM49 197V196H48ZM98 197V198H97ZM131 197V198H130ZM158 197V199L157 200H155V198H157ZM211 197V198H210ZM214 197V198H213ZM4 198V199H3ZM28 198V199H27ZM104 198V202H103V200L102 199ZM135 198V199H134ZM163 198V199H162ZM167 198H169V199H167ZM235 198H236V200H235ZM44 199H48V198H44ZM106 199V200H105ZM133 199H134V201H133ZM167 199V203H169V204H172V206L173 207H175L176 205L178 206V208L180 209H178L177 208V206L175 207V209L173 208V209H169L168 207H171V205H168L166 202H165V200ZM192 199H193V201H192ZM16 200H18V201H16ZM101 200H102V202H103V204H101L100 202H101ZM146 200V201H145ZM169 200V201H168ZM189 200H191V201H189ZM201 200L203 201V203L201 202ZM206 200H208V201H206ZM219 200V201H218ZM227 200V201H226ZM233 200V201H232ZM238 200V203L237 202H235V201H237ZM30 201V202H29ZM98 201V202H97ZM100 201V202H99ZM107 201V202H106ZM161 201V202H160ZM177 201H178V203H177ZM196 201L198 202V203H202V206L203 207H199L200 205L198 204V203H196ZM206 201V202H205ZM229 201V202H228ZM230 201L232 202V203H230ZM18 202V203H17ZM78 203V204H76V203ZM108 202H110V206L111 207H109V203ZM136 202V203H135ZM174 202V203H173ZM205 202V203H204ZM27 203V204H26ZM101 205H100V204ZM108 204V206H107V208H106V205ZM144 203V204H143ZM147 203V204H146ZM161 203V204H163V206L165 205V206H167V207H165L167 210H165L164 209V207L161 205V206H159V204ZM166 203V204H165ZM176 203V204H175ZM191 203V204H190ZM195 204V205H197V206H194L193 208H191L192 206H193V204ZM230 203V204H229ZM236 205H235V204ZM24 204V205H23ZM26 204V205H25ZM106 204V205H105ZM112 204V205H111ZM120 204H121V208L120 207H118V206H120ZM238 204V205H237ZM73 205V206H72ZM105 205V207H102V206H104ZM148 205H149V209L147 210V208H148ZM150 205H152V206H150ZM183 205V206H182ZM189 205H191V206H189ZM231 205V206H230ZM63 206V207H62ZM65 206V207H64ZM113 206V207H112ZM157 207V209L159 210V211H157V209L155 210V208ZM185 206V207H184ZM190 208H188V207ZM11 207V206H10ZM72 207V210H70L69 212H67L68 210H66V209H68V208H71ZM102 207V208H101ZM108 207H109V210H108ZM117 207V208H116ZM122 207H123V210L125 209L126 210V213H127V215L129 216L130 214V216H129V218H128V216H126V214L125 213H123V212H125V210L124 211H122ZM155 207V208H154ZM189 209V210H191V211H189L187 208ZM199 207V208H198ZM235 208V210L233 209V208ZM26 208V209H25ZM111 208V209H110ZM112 208H114V209H112ZM119 208V209H118ZM127 208L129 209V210H131L130 212L127 210ZM145 208H146V210H145ZM152 208H154L153 209V211H152ZM161 208V209H160ZM182 208V209H181ZM185 208V209H184ZM232 208V209H231ZM101 209H102V211H101ZM105 209H107V210H105ZM115 209H118V210H116V211H118L119 213H117L116 211H115ZM121 209V210H120ZM144 209V210H143ZM177 209V210H176ZM193 209H195V211L193 210ZM202 209V210H201ZM204 209V210H203ZM215 209V210H214ZM64 210H66V212L64 211ZM104 210V211H103ZM111 210V211H110ZM112 210H114V211H112ZM120 210V211H119ZM141 210V211H140ZM142 210H143V212H142ZM150 210H151V212H150ZM169 210V211H168ZM172 210H173V212H172ZM184 210V211H183ZM185 210H188L190 213H192V211H193V213L194 214H191L190 216L191 217H189V212H185ZM197 210V211H196ZM199 210V211H198ZM244 210V211H243ZM64 211V212H63ZM96 211V212H95ZM105 211H109L107 214L109 215V214H111V213H113V214H111V215H109V216H112L111 218L107 215V214H105ZM136 211H140V212H136ZM145 211V212H144ZM147 211H149V212H147ZM165 211V212H164ZM167 211V212H166ZM200 211H202V213L204 214H202ZM63 214H62V213ZM92 212V213H91ZM95 212V213H94ZM142 212V213H141ZM153 212V213H152ZM160 212V214H158ZM178 212V213H177ZM184 212V213H183ZM244 212V213H243ZM68 213V214H67ZM117 213V214H116ZM122 213V214H121ZM145 213V214H144ZM148 213V214H147ZM168 213H170L171 215L173 214L175 217H173V215L171 216L170 214H168ZM179 213H181V214H179ZM185 213H186V215H185ZM188 213V214H187ZM196 213V214H195ZM197 213H200V214H197ZM244 215H243V214ZM101 215V216H103L104 218H102L101 216L100 217H98L99 215ZM116 214V215H115ZM119 214V215H118ZM120 214L122 215V216H120ZM132 214H134V216H132ZM138 214V215H137ZM143 214V215H142ZM157 214V215H156ZM164 214H167L168 216H166V215H164ZM202 214V215H201ZM98 215V216H97ZM113 215H115V216H117V217H119V218H116V217H113ZM136 215V216H135ZM145 215V216H144ZM148 215V216H149ZM177 215V216H176ZM188 215V216H187ZM195 215V216H194ZM197 215H200L199 217H197ZM241 215H243V216H241ZM92 216V217H91ZM141 216H139V219L141 218ZM171 216V217H170ZM188 218H187V217ZM202 216V217H201ZM203 216H205V217H203ZM108 217V218H107ZM147 217V216H146ZM239 217V218H238ZM240 217H241V219H243V220H241L240 219ZM94 218H97V219H99L101 222H103V223H99V225L101 226V228L102 229H99L100 228V226L98 225V222H96V220L97 219H95V221L93 220ZM107 218V219H106ZM113 218H115V219H113ZM128 218V219H127ZM131 218V219H130ZM141 218V219H142ZM163 218V219H162ZM169 220V221H167V219ZM173 218V219H172ZM176 218V219H175ZM179 218V219H178ZM191 220H190V219ZM194 218V219H193ZM196 218H197V220H196ZM201 218L203 219L204 218V220H201ZM103 221H102V220ZM104 219H105V221H104ZM109 219H113V220H109ZM117 219V220H116ZM162 219V220H161ZM165 219V220H164ZM175 219V220H174ZM182 219H184V220H182ZM189 219V220H188ZM198 219H200V220H198ZM91 220V221H90ZM108 220V221H107ZM160 220V221H159ZM195 220L196 221H198V222H195ZM217 220H220V221H222V226L223 227H221L220 229H218V230H213V228H206V225H209L210 223H214L215 221H217ZM72 221V222H71ZM93 221H94V223H93ZM111 221V224L109 223L108 224V222H110ZM124 221V220H123ZM165 221V225L163 224V222ZM174 221H175V223H174ZM188 221V222H187ZM192 221V222H191ZM202 221H204V222H207L206 224L204 223V224H202L203 222ZM160 222V223H159ZM162 222V223H161ZM166 222H167V224H166ZM170 222H172V223H170ZM190 222V223H189ZM200 222H202L201 224H198V223H200ZM105 223H107V224H105ZM177 223L178 224H180L179 226L177 225ZM184 223V224H183ZM186 223V224H185ZM191 223H193V224H191ZM95 224H97V225H95ZM102 224H103V226H102ZM171 224V225H170ZM173 224H175L176 225V228L175 227H172V225ZM189 224V225H188ZM228 224V225H227ZM70 225V226H69ZM93 225H94V227L95 226H97L95 229H94V227H93ZM106 225H107V227H106ZM200 225H205V227H204V229H203V226H200ZM75 228H74V227ZM165 226V227H164ZM227 226V227H226ZM92 227V228H91ZM115 227V226H114ZM167 227V228H166ZM168 227H170V228H168ZM178 227V228H177ZM185 227V228H184ZM192 228V230H191V228ZM258 228V226H254L253 228V230H255V228ZM105 228V229H104ZM174 228V229H173ZM202 228V229H201ZM206 228V229H205ZM93 229H94V231H93ZM175 229H177V230H175ZM183 229V230H182ZM102 230V231H101ZM191 230V231H190ZM207 230V231H206ZM209 230V231H208ZM77 231V232H76ZM184 231V234L182 233ZM101 232V233H100ZM104 232V233H103ZM190 232V233H189ZM228 232H230V233H228ZM100 233V234H99ZM179 233H181V234H183V236L181 235V234H179ZM99 234V235H98ZM102 234V235H101ZM105 236H104V235ZM211 234V235H210ZM171 236H172V234H170ZM181 235V236H180ZM103 236V237H102ZM207 236V237H206ZM116 238H118V239H116ZM106 239V240H105ZM110 239V240H109ZM121 239V240H120ZM124 242V243H123ZM88 245H87V244ZM1 245H2V247L4 246V248H5V246H6V248H10L11 246H8V243H1L0 244V247H1ZM227 245L228 244H226V247H227ZM248 247V246H247ZM263 248H264V246H262ZM126 248V249H125ZM125 249V250H124ZM127 253H125V252ZM89 254H88V253ZM130 252V253H129ZM129 253V254H128ZM139 254V255H138ZM92 256V257H91ZM128 256V257H127ZM201 256V255H200ZM200 256H196L197 257V259L199 258H201ZM198 259V260H199ZM143 261H144V263H143ZM120 262V263H119ZM122 262V263H121ZM148 263V262H147ZM172 264V263H169V262H163V264Z\"/></svg>",
    "mask_w": 264,
    "mask_h": 264
}]
</instances>
